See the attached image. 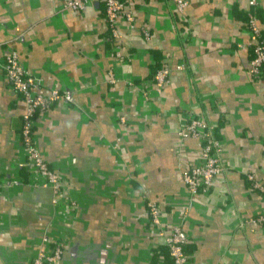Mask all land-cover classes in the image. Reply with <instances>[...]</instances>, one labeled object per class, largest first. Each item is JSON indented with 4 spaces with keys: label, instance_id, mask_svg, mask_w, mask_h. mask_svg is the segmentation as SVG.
<instances>
[{
    "label": "crops",
    "instance_id": "1",
    "mask_svg": "<svg viewBox=\"0 0 264 264\" xmlns=\"http://www.w3.org/2000/svg\"><path fill=\"white\" fill-rule=\"evenodd\" d=\"M123 1L134 23L115 22L118 59L101 0L78 11L62 10L64 0H0V62L15 50L42 89L64 95L32 126L58 176L54 204L27 162L24 103L0 67V264H33L58 242L55 264H172L147 199L167 232L185 216L193 264H264V224L251 221L264 216V196L247 186L248 174L264 184V81L249 72V0H187L184 18L170 0ZM181 62L155 92L153 70ZM188 112L214 128L225 165L194 197L181 172L200 163L202 140L181 144L176 133Z\"/></svg>",
    "mask_w": 264,
    "mask_h": 264
},
{
    "label": "built area",
    "instance_id": "2",
    "mask_svg": "<svg viewBox=\"0 0 264 264\" xmlns=\"http://www.w3.org/2000/svg\"><path fill=\"white\" fill-rule=\"evenodd\" d=\"M95 0H64L62 10L78 11ZM104 5L105 24L109 36L117 45L115 57L121 59L120 39L115 26L117 18L122 15L125 21L134 23L132 10L127 7L123 0H101ZM178 16L184 18L187 13L189 2L187 0H170ZM257 2L249 0V8L246 11V25L250 34L252 59L249 64V72L257 79L264 81V33L258 23L256 15ZM146 41L149 40L148 32L141 30ZM1 70L9 82L11 88L20 96L24 103V111L19 115L21 126L18 134L21 138L26 153L27 162L30 163L41 176V185L50 187L53 191V203L60 200L58 176L49 168L41 156L32 137L33 117L36 111H42L63 100L64 95L55 88L42 89L39 78L24 68L15 50L8 51L0 62ZM183 62L177 64L174 69L158 67L152 74L153 90L160 93L168 82V75L172 70H184ZM177 138L182 144L188 138H200L202 150L200 163L197 166L182 170L181 177L188 188L190 197L203 194L209 190L213 180L224 169L225 165L221 158V143L214 128L203 118L188 112L183 118L181 126L177 130ZM247 186L264 196V184L257 182L251 174L247 175ZM74 205V203H69ZM147 212L150 222L154 226L169 249L172 264H193L185 252L186 234L183 230L181 216L170 232H167L161 224V214L157 203L147 199ZM252 223L264 224V216L253 218ZM43 243L48 242V236L44 234ZM62 254V244L55 243L51 249L39 248L33 259V264H55Z\"/></svg>",
    "mask_w": 264,
    "mask_h": 264
},
{
    "label": "trees",
    "instance_id": "3",
    "mask_svg": "<svg viewBox=\"0 0 264 264\" xmlns=\"http://www.w3.org/2000/svg\"><path fill=\"white\" fill-rule=\"evenodd\" d=\"M246 21H247V17H246ZM154 70H155V69H154ZM154 70H153V71H154ZM152 74H153V73H152ZM151 78H152V75H151ZM54 245H55V244H52L51 246L53 247Z\"/></svg>",
    "mask_w": 264,
    "mask_h": 264
},
{
    "label": "water",
    "instance_id": "4",
    "mask_svg": "<svg viewBox=\"0 0 264 264\" xmlns=\"http://www.w3.org/2000/svg\"><path fill=\"white\" fill-rule=\"evenodd\" d=\"M17 119L19 120V122H20V126H21V119H20L19 117H18ZM19 129H20V128H19Z\"/></svg>",
    "mask_w": 264,
    "mask_h": 264
},
{
    "label": "rangeland",
    "instance_id": "5",
    "mask_svg": "<svg viewBox=\"0 0 264 264\" xmlns=\"http://www.w3.org/2000/svg\"><path fill=\"white\" fill-rule=\"evenodd\" d=\"M166 84H167V83H166ZM166 84H165V85H166ZM164 87H165V86H164ZM164 87H163V88H164ZM163 88H162V90H163ZM162 90H161V91H162ZM42 239H43V238H42ZM41 247H42V246H41ZM57 262H58V261H57Z\"/></svg>",
    "mask_w": 264,
    "mask_h": 264
}]
</instances>
